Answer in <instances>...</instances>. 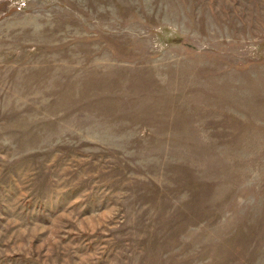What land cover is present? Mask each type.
Here are the masks:
<instances>
[{
	"label": "rangeland",
	"instance_id": "1",
	"mask_svg": "<svg viewBox=\"0 0 264 264\" xmlns=\"http://www.w3.org/2000/svg\"><path fill=\"white\" fill-rule=\"evenodd\" d=\"M0 264H264V0H0Z\"/></svg>",
	"mask_w": 264,
	"mask_h": 264
}]
</instances>
